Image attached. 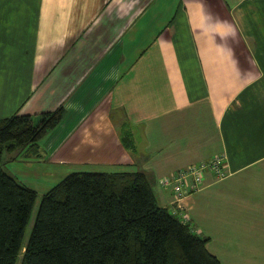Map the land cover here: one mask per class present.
Masks as SVG:
<instances>
[{
	"label": "crops",
	"instance_id": "crops-1",
	"mask_svg": "<svg viewBox=\"0 0 264 264\" xmlns=\"http://www.w3.org/2000/svg\"><path fill=\"white\" fill-rule=\"evenodd\" d=\"M60 105L42 145L170 211L160 178L222 155L183 211L221 264H264V0H0V119Z\"/></svg>",
	"mask_w": 264,
	"mask_h": 264
},
{
	"label": "trees",
	"instance_id": "trees-1",
	"mask_svg": "<svg viewBox=\"0 0 264 264\" xmlns=\"http://www.w3.org/2000/svg\"><path fill=\"white\" fill-rule=\"evenodd\" d=\"M64 114L0 119V264H221L189 221L156 204L144 173L53 168L40 146ZM38 182L47 191L22 252Z\"/></svg>",
	"mask_w": 264,
	"mask_h": 264
},
{
	"label": "built area",
	"instance_id": "built-area-1",
	"mask_svg": "<svg viewBox=\"0 0 264 264\" xmlns=\"http://www.w3.org/2000/svg\"><path fill=\"white\" fill-rule=\"evenodd\" d=\"M223 160L224 157L220 155L210 160L178 169L173 171L170 175L160 178L159 183L163 187L171 188L173 194V203L175 207L171 210V213L180 216L183 222H188L189 218L187 213L183 211L182 200L198 188L205 169H214L220 177L224 176L222 170Z\"/></svg>",
	"mask_w": 264,
	"mask_h": 264
},
{
	"label": "rangeland",
	"instance_id": "rangeland-1",
	"mask_svg": "<svg viewBox=\"0 0 264 264\" xmlns=\"http://www.w3.org/2000/svg\"><path fill=\"white\" fill-rule=\"evenodd\" d=\"M34 118H36V117H34ZM35 122H37V120H35ZM40 147H41V148H40V151H43V150H44L43 148L47 149V151H48V155L45 156V159H46L47 161H50L51 163H53V164H52V167L55 168L56 170H58V171H62L61 169L66 168V167L68 166L67 162L70 163L69 160H63V161L61 160V158H67V156H66V157H62V156H64L65 154H67V151H61V152H57L56 154H54V153H53L54 145H53V148H52L51 145H49V143H47V142H45L44 145H41ZM42 147H43V148H42ZM94 149H95V148H93V149H91V150H94ZM17 150H18V149H15V150L12 151V152H6V153L4 154V159H5V160H8V159L13 158V155H16ZM60 161H62L63 163H62V162L60 163ZM83 163H85V162H83ZM83 163H78L77 166H79L80 164H83ZM100 168H101V166H98V171L100 170ZM50 169H51V168H50ZM50 169H49V170H50ZM49 170H47L46 168H45V169L39 168V169H36L35 173L39 175L38 177H40V176H47ZM69 170H71V169H69ZM78 170H82V169H78ZM56 175H59V174L57 173ZM61 176H62V175H59L58 178H60ZM29 185H31V187H32L34 190L36 189V191L38 192V193H37L38 195H37V200H36V202H35V204H34V207H33V210H32V211H33V212H32V216H31L30 221H29V223H28V225H27V227H26V232H25V235H24V241H23V249H22V252H23V250H24V245H25V243H26L27 237H28V235H29V232H30L31 227H32V224H33L34 216H35V213H36V210H37V205H38V203H39V201H40V199H41V196H42L43 194H45L46 191H47L46 188H45V190H43L42 188H40V187H42L43 185L40 184L39 182L37 183V185H36L35 183H34V184H29ZM43 187H44V186H43ZM19 263H20V262L18 261L17 264H19Z\"/></svg>",
	"mask_w": 264,
	"mask_h": 264
}]
</instances>
